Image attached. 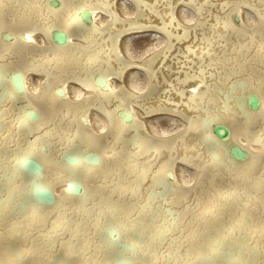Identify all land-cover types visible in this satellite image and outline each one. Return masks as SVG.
I'll return each instance as SVG.
<instances>
[{
    "label": "bare ground",
    "instance_id": "bare-ground-1",
    "mask_svg": "<svg viewBox=\"0 0 264 264\" xmlns=\"http://www.w3.org/2000/svg\"><path fill=\"white\" fill-rule=\"evenodd\" d=\"M0 264H264V0H0Z\"/></svg>",
    "mask_w": 264,
    "mask_h": 264
},
{
    "label": "rangeland",
    "instance_id": "rangeland-1",
    "mask_svg": "<svg viewBox=\"0 0 264 264\" xmlns=\"http://www.w3.org/2000/svg\"><path fill=\"white\" fill-rule=\"evenodd\" d=\"M146 38V40H142V38H138V47H140V48H142V45H143V47H145V45H147L148 43H150L151 41H152V39H150L148 36H146L145 37ZM140 42V43H139Z\"/></svg>",
    "mask_w": 264,
    "mask_h": 264
}]
</instances>
